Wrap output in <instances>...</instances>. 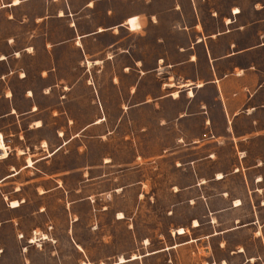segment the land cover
Here are the masks:
<instances>
[{"label":"rangeland","instance_id":"374dc122","mask_svg":"<svg viewBox=\"0 0 264 264\" xmlns=\"http://www.w3.org/2000/svg\"><path fill=\"white\" fill-rule=\"evenodd\" d=\"M235 2L243 12L251 13L252 20L262 18L264 27V0ZM26 10L35 17L37 5L29 4ZM20 12L16 9L15 16L19 18ZM233 12L239 9L233 8ZM32 17L7 22L5 11L0 10V51L6 50L3 41L7 34L34 28ZM126 22L130 29L138 26L134 16ZM23 62L26 64V58ZM19 65L13 62V67ZM34 65L37 63L28 70V83L14 82L12 86L34 90L43 107V126L27 132L30 149H11L0 160V176L10 172V166L24 165L25 156L26 165L32 164L0 182V264H220L221 259L227 264H264L263 244L245 227L203 236L233 226L235 218L240 223L247 221L255 199L243 194L239 196L242 205L231 208L228 204L234 196L220 200V185L197 184L194 165L186 164L195 153L182 148L179 131L165 125L163 115L155 113L152 105L134 110L126 84L123 104L115 85H108L107 95L102 93L101 73L95 70L91 72L97 79L96 90L85 82L65 90L67 102L60 104L62 113L57 115L51 105L57 107L59 89L52 97H42L41 90L48 85L36 79ZM76 71L80 81L89 75L82 66ZM111 76L115 79L114 70ZM125 79L131 81L130 76ZM149 84L154 86V80L141 86L140 97ZM173 106L167 101L163 108L171 112ZM93 121L99 122L91 124ZM25 124L22 120L21 126ZM7 126L18 128L9 120L0 122V127ZM9 138L13 139L5 142L9 146L19 142L16 135L4 140ZM40 138L46 143L43 147ZM20 150L25 154H19ZM35 158L41 159L32 163ZM227 182L232 188H245L241 181ZM203 194H214L216 211L208 210ZM9 199L21 200L20 206L10 208V202L18 200L9 201V207ZM212 217L215 221L209 222ZM193 218L199 221L198 227H192L198 225ZM180 227L186 233L183 228L179 236ZM238 244L245 245L244 252H233ZM251 254L255 261H245ZM132 255L136 257L128 260ZM120 257L125 261L117 263Z\"/></svg>","mask_w":264,"mask_h":264},{"label":"crops","instance_id":"0c3cea01","mask_svg":"<svg viewBox=\"0 0 264 264\" xmlns=\"http://www.w3.org/2000/svg\"><path fill=\"white\" fill-rule=\"evenodd\" d=\"M32 3L38 9L35 17L26 10ZM235 3V0H19L16 3L0 0L5 21L32 17L36 22L30 30L20 28L17 33L7 34L3 41L6 50L0 51L3 57L0 59L3 64L0 122L9 120L18 127H0V134L4 144L13 140H4L7 135H16L19 141L11 146L5 144L7 155L0 160L6 159L11 149H30L27 132L38 131L43 126V107L34 90L29 86L18 89L12 86L14 82H29L28 70L33 62L37 63L33 66L36 79L48 85L42 88L41 96L52 97L54 90L59 89L57 107L51 105L57 115L62 113L60 104L67 102L65 90L70 91L78 82L93 85L96 90L97 79L91 71L99 70L102 93L107 95L108 85H115L123 104L126 84L134 110L152 105L155 113L163 115L165 125L179 131L182 148L195 153L186 164L194 165L197 184L220 185V200L234 196L228 204L231 208L242 205L239 196L243 194L251 201L255 199L247 221L240 223L235 218L233 226L203 236L245 227L264 247V27L262 18L252 20L251 13L243 12ZM233 8L239 12L234 13ZM16 9L21 10L19 18L15 16ZM131 16L138 23L134 29L126 22ZM13 62L20 63L18 69L13 67ZM81 66L89 72L82 81L76 71ZM113 70L115 79L111 76ZM129 76L130 82L125 79ZM149 79L155 84H149L140 97L141 86ZM167 101L174 105L171 112L163 108ZM99 105L102 107L101 101ZM22 120H26L23 127ZM94 121L91 124L99 122ZM38 143L40 147L46 145L42 138ZM59 148L60 145L48 155ZM19 154L25 151L20 150ZM25 157L24 165L17 169L10 166V172L0 176V182L31 166L26 165ZM41 158L33 159L32 163ZM218 173L221 177H217ZM231 180L241 181L245 188H232L227 182ZM204 195L208 210L216 211L213 204L217 198L214 194ZM237 199L240 204L235 205ZM11 200L18 199L7 200L8 206ZM18 202V206L9 207H19L21 200ZM210 220L215 221L213 217ZM197 222L198 225L191 226L198 227ZM244 249L245 245L238 244L233 252L241 253ZM255 257L251 254L245 261L254 262ZM222 260L227 264L225 259L220 264Z\"/></svg>","mask_w":264,"mask_h":264},{"label":"bare ground","instance_id":"6f19581e","mask_svg":"<svg viewBox=\"0 0 264 264\" xmlns=\"http://www.w3.org/2000/svg\"><path fill=\"white\" fill-rule=\"evenodd\" d=\"M7 150H8L7 146H5V144L3 142V139H2V135L0 134V158H4L7 155ZM218 177H221V176L219 175ZM13 205L18 206L19 204H18L17 201L10 202V206L13 207ZM183 232H184L183 228L180 227V228L177 229V233L180 234V233H183ZM135 257H136L135 255H132L131 259L135 258ZM124 261H125V258L120 257V259L118 260L117 263H122Z\"/></svg>","mask_w":264,"mask_h":264},{"label":"snow or ice","instance_id":"6c2138e0","mask_svg":"<svg viewBox=\"0 0 264 264\" xmlns=\"http://www.w3.org/2000/svg\"><path fill=\"white\" fill-rule=\"evenodd\" d=\"M14 2H19V0H14ZM89 7H91V5H89ZM61 15H63V13H61ZM153 19H155V18L153 17ZM28 51H32V50L29 49ZM17 55H19V53H17ZM0 59H3V57H0ZM192 59L195 60L196 57H192ZM29 95H31V93H29ZM189 95H192V93H189ZM236 203H237V204H240V201L237 200ZM13 207H15V205H13ZM181 231H182V230H181ZM258 235H259V234H258ZM144 242H145V243H148V241H144Z\"/></svg>","mask_w":264,"mask_h":264}]
</instances>
